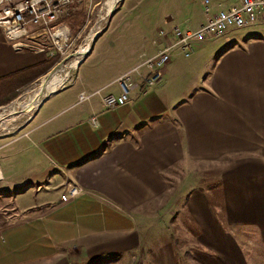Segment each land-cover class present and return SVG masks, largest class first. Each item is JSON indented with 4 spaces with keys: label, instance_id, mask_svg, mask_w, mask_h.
Masks as SVG:
<instances>
[{
    "label": "crops",
    "instance_id": "1",
    "mask_svg": "<svg viewBox=\"0 0 264 264\" xmlns=\"http://www.w3.org/2000/svg\"><path fill=\"white\" fill-rule=\"evenodd\" d=\"M237 2H215L224 7L212 11L208 0L195 25ZM171 21L134 57L116 54L79 71L82 58L22 133L0 140V150L25 140L0 153V264H264L263 24L228 25L218 42H196L186 58L195 65L210 54L208 72L176 106L157 92L170 59L156 88L130 92L112 109L102 104L120 92L115 77L171 40ZM7 41L0 28V76L41 60L33 46L16 51ZM203 163L214 169L211 204L166 174ZM68 185L80 191L61 200Z\"/></svg>",
    "mask_w": 264,
    "mask_h": 264
},
{
    "label": "rangeland",
    "instance_id": "2",
    "mask_svg": "<svg viewBox=\"0 0 264 264\" xmlns=\"http://www.w3.org/2000/svg\"><path fill=\"white\" fill-rule=\"evenodd\" d=\"M209 1L212 11L224 7L223 5L221 7L217 5L215 8L213 7L215 2L221 0ZM107 2L108 0H72L56 22V24H62L67 28V34L63 42L62 40L53 41L47 34H41L37 28L32 27L30 24L26 25L28 36L24 39L21 37L20 40L33 47H43V51L39 52L42 56L41 60L47 56L51 57L55 53L58 54V60L44 74L27 82L24 86L17 87L16 95L12 99L0 104V140H5L22 133L27 126L25 122L29 113L33 112L39 104L46 103L45 99L49 97L50 93L43 90L42 96H39V101L35 105L36 107H30L26 112H17L18 109L14 111L17 107L12 110V107L17 102L26 100L27 95L39 86L41 78L48 75L47 73L50 70H55V73H59V75L66 74L61 84L56 88H60L71 82L70 78L76 66H72L74 60L73 54L84 45L89 36H93L100 31L92 41L91 49L93 50H90V53L83 56L86 59L79 71L87 67L88 64L86 63L92 61L103 65L107 63V59L114 57L116 54L125 56L129 54L133 57L140 54L146 45H150L151 39H154L156 36L157 29H167V21L169 18H172V25H177L180 28H185V26H188V28H196L197 25L195 24L205 17L202 0H117V3L114 4L110 13L107 12ZM7 3L4 0H0V7ZM188 20L192 23L186 22ZM256 23L257 25L254 27L261 25L259 21ZM242 29L240 28L238 30ZM219 39L221 37L205 38L195 43L212 45L213 42L216 43ZM109 41L115 43L113 48L108 47ZM7 43L10 42L7 41ZM24 49L33 51L31 47H24ZM206 56L201 54L199 57L201 62L198 61L194 65L191 57H183L177 51L173 53V56L170 57L171 63L167 64V85L162 86L160 84L159 86L161 88L157 91L167 106H176L178 103L189 98L191 93L199 88L200 79H203L207 75L210 64L211 55L209 54L207 57L208 60L205 62L204 58ZM93 57L96 58L92 59ZM143 57H146V55H143ZM162 69L163 66L159 68L160 73ZM151 87L156 88L157 86L154 84ZM35 121L36 119L29 121L28 126L35 123ZM24 141H17L11 146L3 147L0 150L1 155L7 156L9 153L18 150V148L23 146ZM22 154L23 152L20 153V151L17 154L19 161L23 157ZM213 173L214 169H212V166L203 163L196 164L195 166L189 165L186 169L174 166L166 174L170 175L173 184L179 183L177 180L180 179V182L184 184V186L181 185L182 189L198 190L204 195L208 203L211 204L212 195L215 194L211 188ZM167 178L169 177L167 176ZM182 199L184 200V197Z\"/></svg>",
    "mask_w": 264,
    "mask_h": 264
},
{
    "label": "built area",
    "instance_id": "3",
    "mask_svg": "<svg viewBox=\"0 0 264 264\" xmlns=\"http://www.w3.org/2000/svg\"><path fill=\"white\" fill-rule=\"evenodd\" d=\"M8 2L0 7V28L4 37L10 41L11 47L18 51L32 45L24 43L21 37L26 38L28 32L26 25L30 24L42 34H47L53 41L61 40L56 34L62 30L67 34V28L62 24H56L58 17L64 12L72 0H4ZM230 8L219 10L207 17L205 22L196 28H180L173 25L170 29L171 40L165 42L154 54L143 57L130 70L115 77L114 82L118 85V94L107 93L101 101L106 109H112L128 102L130 92L134 95L144 93L160 80L159 68L167 63L174 52L189 56L194 50V43L207 37H221L228 25L244 27L259 21L264 25V0H237ZM208 0H203L204 10L207 11ZM10 3V4H9ZM65 34V37H66ZM166 31L159 29L158 35H166ZM64 37V39H65ZM35 52L43 51V47L34 46ZM132 75L139 77L138 81L132 79ZM98 90L93 92H80L78 100L82 101ZM135 95V96H136ZM94 124L95 116L89 118ZM80 189L75 185H68L61 200L75 197Z\"/></svg>",
    "mask_w": 264,
    "mask_h": 264
},
{
    "label": "trees",
    "instance_id": "4",
    "mask_svg": "<svg viewBox=\"0 0 264 264\" xmlns=\"http://www.w3.org/2000/svg\"><path fill=\"white\" fill-rule=\"evenodd\" d=\"M57 57L58 54L55 53L51 57L47 56L33 64L0 76V104L12 99L16 95L17 87L24 86L27 82L44 74L58 60Z\"/></svg>",
    "mask_w": 264,
    "mask_h": 264
},
{
    "label": "bare ground",
    "instance_id": "5",
    "mask_svg": "<svg viewBox=\"0 0 264 264\" xmlns=\"http://www.w3.org/2000/svg\"><path fill=\"white\" fill-rule=\"evenodd\" d=\"M116 1L117 0H108V2H107L108 3L107 4V12L110 13V11L112 10L114 4L117 3ZM56 34L61 38V40L63 42L66 32H64L62 30H58L56 32ZM91 37L92 36H89V38H87V40L85 41L84 45L81 46L73 54L74 55V60L72 62V66L76 65V63L78 62L80 57L88 50L89 45H90ZM55 72H56L55 70H52L48 75H46L43 78H41L39 86L36 87L35 89H33L29 95H27L26 100H24L22 102H17L12 107V110H14V108L17 107L14 111H16L18 109L17 112L18 111L19 112H23V111L26 112L27 109H29L30 107H34L38 103V101H39L38 98L42 94L43 90H46V91L50 92V91H53L54 89H56V87L61 84V81H62V79L64 78V76L66 74L59 75V73L57 74Z\"/></svg>",
    "mask_w": 264,
    "mask_h": 264
},
{
    "label": "water",
    "instance_id": "6",
    "mask_svg": "<svg viewBox=\"0 0 264 264\" xmlns=\"http://www.w3.org/2000/svg\"><path fill=\"white\" fill-rule=\"evenodd\" d=\"M100 33V31L96 34H94L92 37H91V40H90V43L92 44V41L95 39V37ZM91 44L89 45V48L88 50L82 55V57L78 60V62L76 63V65L82 60L83 56H85L87 53H89L90 51V48H91ZM52 70H50L47 74H49Z\"/></svg>",
    "mask_w": 264,
    "mask_h": 264
}]
</instances>
